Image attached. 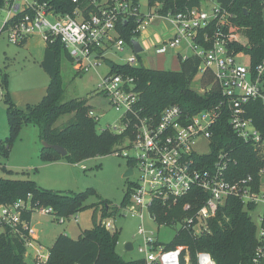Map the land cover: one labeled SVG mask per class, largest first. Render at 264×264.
<instances>
[{
    "label": "built area",
    "instance_id": "obj_1",
    "mask_svg": "<svg viewBox=\"0 0 264 264\" xmlns=\"http://www.w3.org/2000/svg\"><path fill=\"white\" fill-rule=\"evenodd\" d=\"M73 1L77 5L70 11H63L48 1L6 0L0 6V13H5L4 20L0 19V34L7 32L9 39L16 44L24 43L31 35L42 36L46 43L59 39L78 71L87 73L102 64L108 51L124 49L126 42L118 28L120 22L134 18L139 22L135 31L141 32L154 25L156 20H164L168 23L169 34L154 44L155 53L166 55L169 50L176 51L184 46L193 50V55L201 59L199 72L201 75L207 70L213 73L216 90L221 96L212 107L192 114L185 113L179 105H169L159 117H155L142 115L137 110L140 95L135 90L133 77L109 73L101 81L99 90L109 97L115 109L123 112L122 124L115 126L113 131L122 133L133 124L131 144L114 152L118 155L124 153L133 163L131 166L141 172L130 193L132 206L129 210L144 219V209L147 208L159 227L179 225L177 234L185 229L198 236L210 231L209 221L216 217L232 195L245 203L264 205V193L251 188L252 176L240 182L230 178L232 160L228 151L220 150L212 161L206 159L203 163L202 159L213 153V126L223 116H227L239 138L255 150L264 152V130L259 129L249 115L253 110L251 102L261 100L264 105V59L252 65L249 54L230 48L222 31L232 23V14L218 3L211 13L203 5L162 13L161 5L156 3L150 5V12L145 16L140 12L139 3L133 0ZM21 11L27 12L16 19ZM136 60L131 56L127 63L134 65ZM211 89L210 86L202 90ZM89 115L99 120L94 110ZM201 141H207L208 151L199 148ZM127 148L135 150V154L129 155ZM195 189L199 193L194 195V203L186 202L183 206L188 213L185 217L173 219L170 223L158 221L156 212L151 209L154 202L172 207ZM28 211L55 215L52 207L34 206L31 194L12 204L0 205V226L24 237L29 248L34 242L35 230L23 217ZM65 219L60 217L59 220L64 222ZM103 223L111 232L118 230L111 220ZM25 231L28 236L24 235ZM139 233L144 240V246L139 248L144 254V264H216L209 252L198 251L194 260L183 245L167 247L143 225ZM258 238L261 244L251 263L247 264H259L264 259V212L259 215ZM41 250L42 246L38 247V254L34 257L36 264L48 259L49 255H43Z\"/></svg>",
    "mask_w": 264,
    "mask_h": 264
},
{
    "label": "trees",
    "instance_id": "obj_2",
    "mask_svg": "<svg viewBox=\"0 0 264 264\" xmlns=\"http://www.w3.org/2000/svg\"><path fill=\"white\" fill-rule=\"evenodd\" d=\"M40 1H48L58 10L63 11H70L77 5L73 0ZM133 1L138 3V0ZM204 1L149 0L151 6L159 3L162 13L184 11L194 6H201ZM216 1L222 9L232 14V23L222 31L223 37L229 41L230 48L236 52L245 51L249 54L252 65L261 62L264 59V0ZM5 2L6 0H0V6ZM26 12H19L16 19L23 17ZM138 24L139 22L134 18L118 24L120 34L126 43L131 45L132 38L139 37L140 32L135 31ZM63 58L72 61L68 50L59 39L46 43L45 57L41 65L50 76L47 93L40 102L29 104L26 109L18 107L12 99L8 72L5 68L0 69L2 96L7 105L9 121V135L5 140L0 141L1 157L9 156L11 147L19 138L22 128L28 124L40 128L42 142L59 144L68 151L66 156H62L56 150L43 146L41 156L45 160L65 157L76 163L83 159L114 153L117 149H124L131 144L134 138L133 124L122 133L109 128L98 131V120L89 115L93 108L88 99L63 101L64 87L60 73V62ZM112 63L110 73H120L134 78L135 90L140 95L137 110H140L142 115L159 117L161 111L169 105H179L185 113L192 114L210 108L220 101L221 96L216 90L217 84L211 71L207 70L201 75L198 88L193 87L201 63L197 55L182 58L179 70ZM210 86L213 90H202ZM251 105L253 110L249 113L250 117L254 119L259 129L264 130L263 102L256 100L251 102ZM71 113L75 115L68 125L56 127L55 124L61 116ZM134 117H131L132 121H135ZM213 131V153L207 158H202L203 163L207 161L206 159L212 161L220 150L228 151L232 160L229 168L230 178L240 182L252 176L254 182L251 188L256 191L261 185L259 170L264 166V159L258 155V151L252 145L237 136L227 116L217 121ZM132 164L129 161V166ZM134 185L135 182L132 183L126 196L132 192ZM89 192L66 193L40 187L31 179L0 177V205L12 204L31 194V203L34 206L52 207L57 217L69 218L84 209ZM196 193H199V190H193L172 207L163 205L160 201L154 202L151 209L156 212L160 223H170L173 219L181 220L188 214L183 210L184 204L194 203ZM126 199L127 202L129 196ZM255 207L253 203H245L240 197L232 195L216 217L209 221V232L196 236L181 229L173 242L166 245L167 247L183 245L185 251H189L194 260L198 251H206L212 255L216 264L251 263L261 244L258 238V224L250 213ZM109 210V203H105L102 220L96 222L93 228L84 230L77 239L65 233L59 234L49 250L48 259L41 264H144L143 258L125 260L117 252L119 231L111 232L103 223L110 215ZM32 214L28 211L23 217L31 221ZM24 233L28 236L27 231ZM27 251L24 237L8 227L0 232V264H36L29 262L26 257ZM259 264H264V259Z\"/></svg>",
    "mask_w": 264,
    "mask_h": 264
},
{
    "label": "rangeland",
    "instance_id": "obj_3",
    "mask_svg": "<svg viewBox=\"0 0 264 264\" xmlns=\"http://www.w3.org/2000/svg\"><path fill=\"white\" fill-rule=\"evenodd\" d=\"M24 1V0H22ZM33 2V0H27ZM25 3V2H22ZM140 12L147 16L150 12L149 0H138ZM203 8L209 13L217 5L216 0H205ZM5 13H0V19L4 20ZM156 32L162 37L167 36L168 23L164 20H156ZM152 33L141 31L139 39L147 46ZM29 42L19 45L12 42L7 32L0 34V66L8 72L9 90L11 94L15 92L17 97H22L26 93H36L42 91L50 83V76L41 65V60L45 53L46 41L40 35H31ZM193 53V50L185 51L181 56L175 50H169L166 55L158 56L154 50L146 48L139 54L133 47L126 43L124 49H113L107 52L106 59L96 69L90 72L81 73L75 64L67 58L60 62V73L62 85L64 87L63 101L86 98L99 117L97 128L114 129L122 124V111L115 109L109 97L99 90V84L110 73L108 62L117 64L127 63L128 57L137 58L134 65H144L154 69L179 70L181 59ZM201 72L194 81L193 87L200 86ZM0 83V141L5 140L9 135V121L7 115V105L1 95ZM74 113L61 116L56 122V127L68 125L74 118ZM43 142L41 140L40 128L36 125L24 126L19 138L11 147L7 158L0 156V177L8 179H31L40 187L63 191L66 193L89 192L85 204L86 207L75 215L66 217L61 222L60 217L53 213L33 212L31 226L35 230L37 241L34 240L32 246L28 248V253H36L33 247L42 246V254L47 255L53 246L55 239L61 233L77 239L80 234L94 227L96 222L103 218V205L109 203L110 215L104 220H111L118 229L117 252L125 260L141 259L144 254L139 251L144 246V240L140 235V227L143 225L146 230L152 231L154 235L164 244L173 242L177 235L178 226H160L151 218L149 210L144 209V219L139 214L129 210L132 206L129 188L132 183L138 181L141 172L135 167L134 173L125 176L129 168L128 156L110 153L102 156H95L83 159L79 162H71L68 158L62 157L57 160H45L41 156ZM199 148L208 151L207 141H201ZM129 155H134L135 150L125 149ZM258 155L264 159V152L258 151ZM261 185L256 190L264 193V166L259 170ZM135 209V206L132 207ZM264 212V205L258 204L250 213L253 220L258 224L259 215ZM4 230L0 226V232ZM132 242L134 249H126V244ZM31 256V254H29ZM27 257V254H26ZM35 257V256H34ZM29 262L32 261L29 259Z\"/></svg>",
    "mask_w": 264,
    "mask_h": 264
},
{
    "label": "crops",
    "instance_id": "obj_4",
    "mask_svg": "<svg viewBox=\"0 0 264 264\" xmlns=\"http://www.w3.org/2000/svg\"><path fill=\"white\" fill-rule=\"evenodd\" d=\"M156 29H157V27H156V25L154 24V25H152L151 27H149V28H147V29H144V30H142L143 32H146V33H149V34H151L152 33V36L149 38V41H148V45L147 46H145L144 45V43H142V45L144 46V48L146 49V48H150V49H152V50H154V44L155 43H157V42H159V41H161V39L163 38L161 35H159L157 32H156ZM166 30V32L168 31V28H166L165 29ZM168 33V32H167ZM165 37V36H164ZM139 38V37H138ZM140 40V39H139ZM29 42V40H26V42L24 43V44H22V46L23 45H25V44H27ZM19 45H21V44H19ZM45 49H46V47H45ZM189 49H187L185 46L184 47H181L179 50H176L175 51V53L177 54H183L185 51H188ZM154 53H155V51H154ZM186 53H188V52H186ZM156 54V53H155ZM177 54V55H178ZM157 55V54H156ZM188 55L190 56V55H193V53H188ZM158 56H161V55H158ZM44 57H45V53H44V56H43V58H42V60H41V62L43 61V59H44ZM73 62V61H72ZM74 63V62H73ZM1 68H3L2 66H0V69ZM0 79H1V76H0ZM0 83H1V80H0ZM47 89H48V86H47V88H44L42 91H38V92H36V93H26L25 95H23L22 97H17L16 95H15V92H13L11 95H12V99L14 100V102L16 103V105L18 106V107H20V108H22V109H26V107L29 105V104H36V103H38V102H40L41 100H42V98L46 95V93H47ZM3 94V91L1 90V95ZM28 125H31V124H28ZM25 126H27V125H25ZM32 216H33V214H32ZM31 221H32V217H31ZM30 221V222H31ZM34 240L35 241H37V236L35 235L34 236ZM34 249H35V251H36V253H28V251H27V257L29 258V259H31L32 261H34V256L36 255V254H38V252H37V249H38V247H33ZM41 252H42V250H41ZM29 254H31V256H29ZM47 255H49V252H48V254ZM31 262V261H30Z\"/></svg>",
    "mask_w": 264,
    "mask_h": 264
},
{
    "label": "water",
    "instance_id": "obj_5",
    "mask_svg": "<svg viewBox=\"0 0 264 264\" xmlns=\"http://www.w3.org/2000/svg\"><path fill=\"white\" fill-rule=\"evenodd\" d=\"M131 46L133 47L134 51L136 53H138V54L145 50L144 46L142 45V43H141V41L139 40L138 37L132 38ZM108 64H109L110 67H113V63L112 62H109ZM43 146L46 147V148H52V149L56 150L62 156H66L68 154L67 149L64 148L63 146L59 145V144H51V143H48L47 141H43ZM133 173H134L133 166H129V168L127 169V171L125 173V176L132 175ZM126 249H128V250L134 249L133 243L132 242H128L126 244Z\"/></svg>",
    "mask_w": 264,
    "mask_h": 264
}]
</instances>
